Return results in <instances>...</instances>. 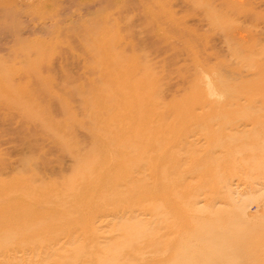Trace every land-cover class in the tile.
<instances>
[{
  "label": "rangeland",
  "instance_id": "obj_1",
  "mask_svg": "<svg viewBox=\"0 0 264 264\" xmlns=\"http://www.w3.org/2000/svg\"><path fill=\"white\" fill-rule=\"evenodd\" d=\"M96 1L0 0V208L9 209L0 214V260L22 257L15 243L30 223L32 242H69L53 264L94 262L90 253L99 249L88 244L90 236H79L92 226L88 209L100 200L88 191L109 195L113 187L91 184L87 174L118 167L134 179L123 199L153 200L156 220L153 228L141 226L151 235L148 243L129 238L133 248L122 253L135 259L138 253L136 264H190L189 208L217 178L208 18L218 14L219 0H113L94 11ZM131 3L139 8L129 10ZM143 139L148 146L130 145ZM122 144L129 145L123 156L109 158L111 146ZM257 145L248 133L234 145L237 195L224 213L236 262L247 250L242 214L264 211V156ZM68 155L82 163L79 171L60 162ZM24 158L70 169L39 179V169H20ZM33 176L40 181L31 182ZM27 203L24 214L19 208ZM132 216L94 224L97 237L138 230L143 216ZM124 242L105 241L102 256L110 260L109 249Z\"/></svg>",
  "mask_w": 264,
  "mask_h": 264
},
{
  "label": "bare ground",
  "instance_id": "obj_2",
  "mask_svg": "<svg viewBox=\"0 0 264 264\" xmlns=\"http://www.w3.org/2000/svg\"><path fill=\"white\" fill-rule=\"evenodd\" d=\"M111 1L113 0L96 1L94 11L97 8H105L104 6ZM218 5V14L210 16L209 21L207 20L211 29L208 44L213 64L209 88L213 104L211 106L212 117L215 119L216 126L214 154L217 161V178L204 185L202 194L191 203L189 208L188 217L191 225L188 244L189 261L190 264H264V211L261 216L258 215L259 217H251L248 211H245L241 216V226L245 232L247 245L241 262H236L233 257L231 221L229 218H225L224 213L230 205L229 202H234V196L237 195L234 168L238 146L234 145L238 137L245 133L253 134L257 140V146L260 147L261 155L264 156V0H219ZM138 8L133 3L128 6L129 10L135 11ZM219 57L223 58L222 63L218 62ZM152 120L158 121L161 120V117L152 115ZM261 137H263L262 140ZM149 143L150 139H143L137 143H130V145L133 148L139 145L148 146ZM127 145H112V150L108 154L109 158L123 156L121 154L125 153L129 146ZM106 157L107 153L102 159L106 160ZM60 160L62 163H74L77 165L74 170H80L78 164L82 163L77 161L74 156L68 155ZM100 161L102 162V160ZM19 166L23 171L30 168L39 169L41 172L39 179L43 175L64 174L70 169L69 165L50 168L47 162L33 163L30 158L21 160ZM91 170L87 174L91 184L112 182L113 188L107 189L108 192H112L109 195L104 191H99L102 188H99L97 192L88 191L89 196L100 198V200L96 206L88 209V211L91 210L88 212V216L93 221L92 226L82 229L79 236L84 240L90 236L91 242L87 240L88 244L98 248L99 251L90 253L94 262L85 264H136L138 253H135L136 259L133 254L129 256V253L128 255L124 253L133 248L127 247L126 241L136 239L138 236L143 238L144 243H148L150 240L151 235L148 230L142 229L141 226L149 229L155 225V212L154 209H151L154 206L152 205L153 200L144 198L142 195L138 196L136 205H133L131 200H124L127 186L130 183L133 184L132 180L134 179L119 174L118 167L97 173L93 171L94 169ZM39 179L35 176L30 178L33 183L40 181ZM145 188L147 189L146 186ZM262 188L264 190V187ZM27 189L29 191V188H23L24 191ZM117 195H121L118 200H116ZM21 207L23 209L18 208L21 211L24 210V214L31 210L28 203ZM83 210L78 209V211ZM8 212V208H0V214ZM134 212H140L143 216V219L139 220V226H136L138 230L131 228L128 232L127 228L119 229V231L115 229L112 238L99 240L101 237H97L96 233L100 226L95 228L94 224L99 222V224L106 223V226H109L112 222L109 218L112 217L118 221H127L132 219ZM31 227L30 223H24L23 229L19 232L22 239L15 243V249L22 253V257L5 256L0 260V264H46L47 260L52 264L57 262L58 258L51 260V257L57 256L55 253L69 242L60 246H58V240H50L49 243L42 241L37 244L32 242L37 235L30 232ZM119 237L125 242L115 244L109 249L108 253L113 256L109 257L110 260L105 259L102 254L106 251L100 248V245L107 240ZM122 250H124L123 253ZM50 252L53 255L50 256ZM77 253L82 255L83 250L80 249Z\"/></svg>",
  "mask_w": 264,
  "mask_h": 264
}]
</instances>
